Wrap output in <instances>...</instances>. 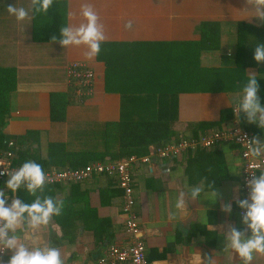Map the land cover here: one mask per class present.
<instances>
[{
  "label": "crops",
  "instance_id": "1",
  "mask_svg": "<svg viewBox=\"0 0 264 264\" xmlns=\"http://www.w3.org/2000/svg\"><path fill=\"white\" fill-rule=\"evenodd\" d=\"M82 3L94 7L105 29L106 40L92 60L84 57V46L64 48L59 43L61 28L83 22ZM10 5L25 8L29 17L17 21L7 11ZM245 7H250L245 0H53L47 13L34 14L31 0H0V116L4 114L6 121L0 152L7 148V141L13 140L15 164L21 166L31 160L47 170L101 161L98 155L105 152V139L111 152H119L116 160L126 157L120 155L128 149L118 148L119 134L137 155L151 154L158 143L153 140L165 137L169 130L171 134L164 144L233 123L264 140V129L248 124L243 113L237 120L233 109L238 92L179 93L176 117L168 129L165 125L161 130L154 127L149 131L146 127L140 129L143 125L118 124L121 91L140 89L141 83H146V73L158 66L154 64L159 58L176 56L179 44L209 39L211 46L200 52L201 65H230L236 51L237 24L263 25L255 19H240L245 13L238 11ZM128 21H132L130 29L125 28ZM227 23H235L236 27L228 28ZM227 30L230 31L226 33ZM250 39L251 44L257 40L254 35ZM230 42L232 49L220 50ZM71 61L85 62L95 72L93 94L81 103L73 100L65 75ZM109 64L112 73H107ZM247 72L264 77V63L247 66L246 75ZM158 99L152 97L150 102ZM135 116L158 118L157 113L146 112ZM200 123L205 125L199 127ZM225 147L230 154L224 152ZM104 157L105 161L112 160L108 155ZM262 159L258 175L264 171ZM230 165L237 168L239 176L229 170ZM242 168L239 146L220 143L209 149L186 151L178 157L153 155L149 163L134 169V210L150 264H189L196 251L202 256L215 255L216 264H242L236 253L223 251L224 236L220 232V226L225 231L227 225L244 227L236 204L242 197ZM203 177L213 180L218 192L215 203L203 197L191 201L187 195ZM7 180L2 189L8 194V204L13 196L27 203L35 199L24 187L16 193L9 192ZM181 190L186 193L187 208L172 219ZM38 194L64 200L62 214L52 217L37 241L40 246L58 247L64 264H97L109 245L128 242L122 190L114 177L96 174L81 182L45 184L44 192ZM225 203H231V214L222 212ZM206 215L216 231L202 223ZM17 235L22 236V231L18 230ZM23 242L31 246L30 241ZM11 255L7 250L2 260L8 262ZM253 264H264V255H256Z\"/></svg>",
  "mask_w": 264,
  "mask_h": 264
},
{
  "label": "clouds",
  "instance_id": "2",
  "mask_svg": "<svg viewBox=\"0 0 264 264\" xmlns=\"http://www.w3.org/2000/svg\"><path fill=\"white\" fill-rule=\"evenodd\" d=\"M245 13L240 19H255L264 24V0H245ZM53 5V0H31V8L34 14L47 13ZM9 14L15 16L17 21H23L29 17V12L23 8L8 6ZM80 15L83 18L78 26H66L61 28L62 39L59 43L62 47L84 46L83 53L88 60L94 59L100 54L101 44L106 40L104 25L100 23V17L94 7L89 3H82ZM132 21H128L125 28L130 29ZM56 38L53 37V40ZM254 60L260 64L264 63V43H256L254 46ZM259 74L247 72V80L240 92L236 94V115L240 119L243 113L248 124H254L259 129H264V105L258 97ZM247 149L246 155L252 159L264 158V140L253 136L251 139L242 140ZM224 152H229L227 147ZM229 170L237 176L240 172L235 166L230 165ZM212 171L211 168L208 169ZM252 175L246 182L248 196L236 201L237 206L242 210V229L235 226H220V232L224 236L223 251L231 250L236 253L242 264H253L256 255H264V171L259 175L251 171ZM6 181V189L16 193L24 187L27 193L35 199L31 203L22 201L13 196L11 204H8V194L0 189V252L11 251L12 255L7 264H64L61 250L51 245L40 246L39 233L47 226L53 216L62 214L65 207L64 200L51 196H41L45 184L51 182L46 176L42 166L35 161H26L18 169L13 171ZM239 190V186H237ZM191 201H198L201 197L204 200L216 202L218 192L213 180L208 181L207 177L201 178L198 185L193 186L187 193ZM177 213L170 218L174 219L176 214H184L187 208L186 193L181 190L175 203ZM222 212L231 214V203L222 206ZM211 231L217 229L209 223L207 215L201 218ZM21 230L23 235H17ZM250 232V234H248ZM30 241L31 246L23 241ZM189 264H216L215 255H201L197 252L190 258Z\"/></svg>",
  "mask_w": 264,
  "mask_h": 264
},
{
  "label": "built area",
  "instance_id": "3",
  "mask_svg": "<svg viewBox=\"0 0 264 264\" xmlns=\"http://www.w3.org/2000/svg\"><path fill=\"white\" fill-rule=\"evenodd\" d=\"M65 75L67 83L71 87V95L75 102L81 103L92 96L94 91L95 72L85 62L71 61L66 65ZM236 112V107H234ZM251 139L252 134L238 123L228 127L211 129L196 136H182L167 144L157 145L151 154H131L119 160L93 161L80 167H66L62 169L49 168L44 170L51 182L48 185L68 184L81 182L96 174L112 176L116 179L119 188L122 190L123 213L125 215L124 228L128 236V242L123 245L111 244L106 252L101 255L97 264H150L144 241L141 237V230L137 220V213L134 210L135 198L133 195L132 175L134 169L141 163H149L151 156L158 158L178 157L186 151L195 149H209L220 143L236 144L240 148L242 160L241 178V199L248 196L247 180L251 178V171L258 175L263 165V159H252L246 155L247 149L242 140ZM7 148L0 153V189L3 181L9 179V175L20 166L14 163V141L6 143ZM239 215L242 210L239 209ZM7 250L0 252V264H7L2 260Z\"/></svg>",
  "mask_w": 264,
  "mask_h": 264
},
{
  "label": "trees",
  "instance_id": "4",
  "mask_svg": "<svg viewBox=\"0 0 264 264\" xmlns=\"http://www.w3.org/2000/svg\"><path fill=\"white\" fill-rule=\"evenodd\" d=\"M250 35L256 37V41L251 44ZM236 51L234 59L230 65L219 67H207L200 63V52L202 49L211 46V40L201 39L198 42L179 44L176 51V56H161L158 60L156 68L146 73V83H141L140 89L122 90L121 99V117L119 125H143L140 129L161 130L165 125L167 129L169 124L173 123L176 117L177 96L181 92H240L244 83L247 80L245 68L256 63L254 60V46L256 43H264V24L261 27H255L250 24L240 22L237 24L236 30ZM174 53V52H172ZM107 73H112L111 64L107 65ZM259 95L261 102L264 103V77L258 78ZM142 95H146L143 98ZM132 96V97H131ZM152 97L160 99L151 103ZM1 107V106H0ZM3 112V111H2ZM157 113L158 118H137L135 115L140 113ZM0 118V146L5 142V134L2 128L5 125V115ZM0 116V117H1ZM242 116V115H241ZM205 124H198L203 127ZM220 129V127L212 128ZM211 130V129H210ZM209 131V130H207ZM206 131V132H207ZM168 135L163 138H156L153 142H158L157 145H163V140H167ZM180 138V137H179ZM118 148L122 151L127 148L126 153L120 155H131L136 151L130 149L132 146L128 140L123 139L119 134L116 136ZM7 143V142H6ZM108 140L105 139V152L98 155V159L105 161L106 155L112 160H116L119 156L118 151L111 152L108 148ZM120 151V152H121ZM1 153V152H0ZM142 153V152H141ZM140 153H138L139 155ZM85 164V163H84Z\"/></svg>",
  "mask_w": 264,
  "mask_h": 264
},
{
  "label": "rangeland",
  "instance_id": "5",
  "mask_svg": "<svg viewBox=\"0 0 264 264\" xmlns=\"http://www.w3.org/2000/svg\"><path fill=\"white\" fill-rule=\"evenodd\" d=\"M227 27L233 29V28L236 27V24H235V23H230V24L227 23ZM229 31H230V30H227L226 33H228ZM233 31H234V30H233ZM232 33H233V32H232ZM230 34H231V33H230ZM228 47H229L230 49L233 48V44H232V42H230V45L228 44L227 46L221 48L220 50H221V51H225V49H227Z\"/></svg>",
  "mask_w": 264,
  "mask_h": 264
}]
</instances>
